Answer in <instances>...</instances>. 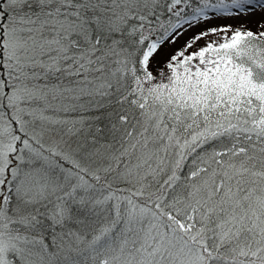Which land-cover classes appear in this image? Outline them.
<instances>
[{
	"label": "snow or ice",
	"instance_id": "obj_1",
	"mask_svg": "<svg viewBox=\"0 0 264 264\" xmlns=\"http://www.w3.org/2000/svg\"><path fill=\"white\" fill-rule=\"evenodd\" d=\"M0 264H264V0H0Z\"/></svg>",
	"mask_w": 264,
	"mask_h": 264
},
{
	"label": "rangeland",
	"instance_id": "obj_2",
	"mask_svg": "<svg viewBox=\"0 0 264 264\" xmlns=\"http://www.w3.org/2000/svg\"><path fill=\"white\" fill-rule=\"evenodd\" d=\"M261 19L262 18L259 15H257L246 21H243V23H245L248 28H251L253 31H255L258 24L261 22ZM236 23H239V22H236Z\"/></svg>",
	"mask_w": 264,
	"mask_h": 264
},
{
	"label": "trees",
	"instance_id": "obj_3",
	"mask_svg": "<svg viewBox=\"0 0 264 264\" xmlns=\"http://www.w3.org/2000/svg\"><path fill=\"white\" fill-rule=\"evenodd\" d=\"M183 41H181V43H182Z\"/></svg>",
	"mask_w": 264,
	"mask_h": 264
}]
</instances>
